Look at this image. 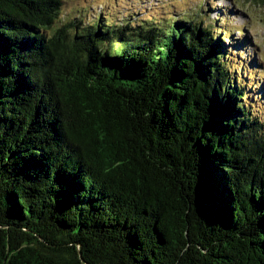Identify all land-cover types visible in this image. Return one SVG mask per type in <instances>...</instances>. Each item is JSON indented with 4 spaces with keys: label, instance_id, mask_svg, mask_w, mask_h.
Instances as JSON below:
<instances>
[{
    "label": "trees",
    "instance_id": "1",
    "mask_svg": "<svg viewBox=\"0 0 264 264\" xmlns=\"http://www.w3.org/2000/svg\"><path fill=\"white\" fill-rule=\"evenodd\" d=\"M71 1L0 0V264H264L232 35Z\"/></svg>",
    "mask_w": 264,
    "mask_h": 264
},
{
    "label": "rangeland",
    "instance_id": "2",
    "mask_svg": "<svg viewBox=\"0 0 264 264\" xmlns=\"http://www.w3.org/2000/svg\"><path fill=\"white\" fill-rule=\"evenodd\" d=\"M88 20L104 15L112 19L169 21L172 18L198 17L211 23L220 34L232 35L224 44L233 56L231 69L248 87V99L254 104L264 120V7L251 0H72ZM67 13V12H66ZM93 17V18H92ZM131 17L135 19H131ZM84 19V17H83ZM123 21V20H122ZM153 21V20H152ZM139 23V22H137ZM220 27H223L221 31ZM247 37L251 43L239 38ZM232 43V46H231ZM226 48V47H225ZM254 72V73H252ZM255 86L257 88H255Z\"/></svg>",
    "mask_w": 264,
    "mask_h": 264
}]
</instances>
